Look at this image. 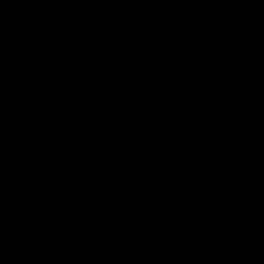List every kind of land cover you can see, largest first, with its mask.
I'll return each mask as SVG.
<instances>
[{
  "label": "water",
  "instance_id": "water-1",
  "mask_svg": "<svg viewBox=\"0 0 264 264\" xmlns=\"http://www.w3.org/2000/svg\"><path fill=\"white\" fill-rule=\"evenodd\" d=\"M0 264H264V0H0Z\"/></svg>",
  "mask_w": 264,
  "mask_h": 264
}]
</instances>
